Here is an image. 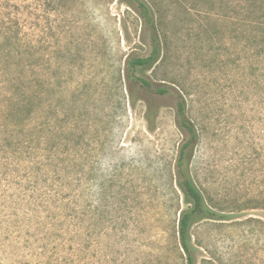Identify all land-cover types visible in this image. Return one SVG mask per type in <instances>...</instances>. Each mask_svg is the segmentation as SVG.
Instances as JSON below:
<instances>
[{"label":"rangeland","instance_id":"1","mask_svg":"<svg viewBox=\"0 0 264 264\" xmlns=\"http://www.w3.org/2000/svg\"><path fill=\"white\" fill-rule=\"evenodd\" d=\"M146 2L161 54L129 71L132 82L128 60L151 47L127 0H0V183L52 158L56 182L82 179L77 264H185L177 237L184 203L170 175L184 138L176 101L136 79L163 84L184 99L198 135L192 178L227 216L192 226L196 264H264V47L250 31V1ZM7 205L0 199V219ZM21 225L6 238L0 222V264L39 261L13 236L32 247L60 243L42 238L48 219Z\"/></svg>","mask_w":264,"mask_h":264},{"label":"trees","instance_id":"2","mask_svg":"<svg viewBox=\"0 0 264 264\" xmlns=\"http://www.w3.org/2000/svg\"><path fill=\"white\" fill-rule=\"evenodd\" d=\"M249 1L247 14L250 17L248 21L249 26H251L250 31L255 36H257V32L261 34L264 47V0ZM127 4L134 8L142 19L144 32L148 34L151 47V53L147 57H133L127 62L128 74L126 77L134 82L129 71L154 65L160 58L161 41L154 12L146 0H127ZM253 15L256 17L252 18ZM136 82L156 94L169 95L176 101L175 122L184 134L183 142L170 169L173 180L172 189L174 193L182 196L184 203V208L179 213L177 237L179 249L185 258V264H196L195 249L191 242L192 226L203 220H225L227 216L217 213L207 205L192 178L191 159L198 135L194 125L186 117L184 99L178 93L170 92L163 84L153 85L151 82L142 79H136ZM155 114V107L152 104L149 105L145 113L147 119L152 120ZM46 141L47 139L44 141L45 145L48 144ZM43 150L45 151V149ZM46 150L49 149L46 148ZM50 166H53V159L47 157L46 161L44 158L40 159L36 168L31 166L30 172L24 173L23 179H16L15 177L8 179L5 175V181L8 185L3 186L0 183V199L8 203L3 208H11V211L5 214L0 222L6 226L8 230L6 238H8L11 234L15 236L21 232L20 226L24 221L27 223L34 222V227H39L48 219V225L42 231V238L47 237L48 239L52 235L54 240L60 243L56 244L51 241L49 245L39 244L32 247L29 240L27 243L18 242L13 236L14 247L16 244L22 247L25 243V248H33L34 255L39 257L37 264H77L76 259L84 248L82 239L84 235L82 179L77 177L75 185L70 181L56 182L55 177L58 176L56 174L58 172L50 170L48 168ZM69 187L75 189L66 191ZM53 211H57L58 215L54 216ZM67 235L65 240L64 237ZM64 251H70L68 257H59V254H63ZM56 257L59 258L54 259L53 263L44 261L47 258ZM13 264L23 263L16 259Z\"/></svg>","mask_w":264,"mask_h":264}]
</instances>
